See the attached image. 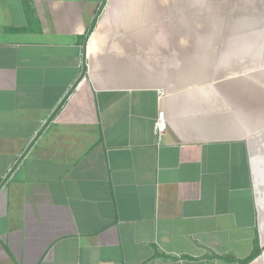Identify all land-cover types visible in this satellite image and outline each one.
<instances>
[{"label": "crops", "instance_id": "obj_1", "mask_svg": "<svg viewBox=\"0 0 264 264\" xmlns=\"http://www.w3.org/2000/svg\"><path fill=\"white\" fill-rule=\"evenodd\" d=\"M0 264H264V0H0Z\"/></svg>", "mask_w": 264, "mask_h": 264}, {"label": "built area", "instance_id": "obj_2", "mask_svg": "<svg viewBox=\"0 0 264 264\" xmlns=\"http://www.w3.org/2000/svg\"><path fill=\"white\" fill-rule=\"evenodd\" d=\"M168 127V122L167 119L165 117V112L164 111H160L159 115L155 121V133L160 136L163 133H165V131L167 130Z\"/></svg>", "mask_w": 264, "mask_h": 264}, {"label": "trees", "instance_id": "obj_3", "mask_svg": "<svg viewBox=\"0 0 264 264\" xmlns=\"http://www.w3.org/2000/svg\"><path fill=\"white\" fill-rule=\"evenodd\" d=\"M96 19L93 21L91 27L89 28L88 32H87V36L91 33V31L93 30V28L95 27V24H96ZM258 252H256L254 255H256Z\"/></svg>", "mask_w": 264, "mask_h": 264}]
</instances>
